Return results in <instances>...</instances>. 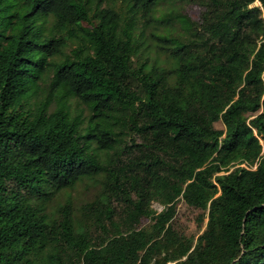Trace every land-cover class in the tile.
Here are the masks:
<instances>
[{
  "label": "trees",
  "instance_id": "trees-1",
  "mask_svg": "<svg viewBox=\"0 0 264 264\" xmlns=\"http://www.w3.org/2000/svg\"><path fill=\"white\" fill-rule=\"evenodd\" d=\"M0 264H264V0H0Z\"/></svg>",
  "mask_w": 264,
  "mask_h": 264
},
{
  "label": "rangeland",
  "instance_id": "rangeland-1",
  "mask_svg": "<svg viewBox=\"0 0 264 264\" xmlns=\"http://www.w3.org/2000/svg\"><path fill=\"white\" fill-rule=\"evenodd\" d=\"M258 4V3H257ZM192 9L191 6H189V10ZM196 7L193 11V14H195ZM196 15V14H195ZM134 34L140 39V42L146 46V49L148 48V53L150 55V58L152 61L155 59H164V55L160 53V49H158L156 40L152 37L153 34L155 35H166L169 36L173 34V31L170 29H156L152 26H146L142 23H137L134 27ZM162 61V60H161ZM216 128L223 129L224 126L222 123H217ZM88 190L84 186L78 185L74 192L71 193L73 198L76 200L85 199L88 195ZM87 195V196H86ZM155 212H160L162 210V207L159 205L154 206ZM201 215V212L198 210H195L193 208H190L187 206L183 201L179 202L177 205V215L174 219L175 226L186 233L188 236H194L197 238L200 236L206 225V221L204 224H200L199 216Z\"/></svg>",
  "mask_w": 264,
  "mask_h": 264
}]
</instances>
